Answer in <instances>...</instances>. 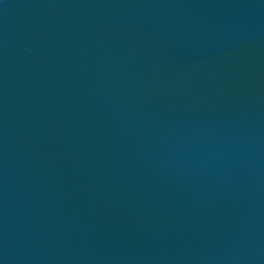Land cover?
Instances as JSON below:
<instances>
[{"label": "water", "instance_id": "95a60500", "mask_svg": "<svg viewBox=\"0 0 264 264\" xmlns=\"http://www.w3.org/2000/svg\"><path fill=\"white\" fill-rule=\"evenodd\" d=\"M0 264H264V0H0Z\"/></svg>", "mask_w": 264, "mask_h": 264}]
</instances>
